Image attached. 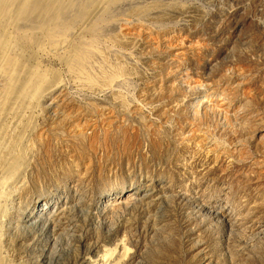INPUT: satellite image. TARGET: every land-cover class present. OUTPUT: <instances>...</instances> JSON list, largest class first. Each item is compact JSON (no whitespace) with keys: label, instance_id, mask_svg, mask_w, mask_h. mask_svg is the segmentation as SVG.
Listing matches in <instances>:
<instances>
[{"label":"rangeland","instance_id":"374dc122","mask_svg":"<svg viewBox=\"0 0 264 264\" xmlns=\"http://www.w3.org/2000/svg\"><path fill=\"white\" fill-rule=\"evenodd\" d=\"M68 2L0 17L57 83L0 117V264H264V0Z\"/></svg>","mask_w":264,"mask_h":264},{"label":"bare ground","instance_id":"6f19581e","mask_svg":"<svg viewBox=\"0 0 264 264\" xmlns=\"http://www.w3.org/2000/svg\"><path fill=\"white\" fill-rule=\"evenodd\" d=\"M49 1L0 0V17L9 18L10 21L32 20L37 22L42 28H47L61 19L64 9H66L67 3H69L68 0H57L58 2L56 4ZM84 17H86V14L82 15L83 19H85ZM56 84L55 80L26 66L20 58L13 56L8 48L6 38L0 36V117L6 113L18 114L29 106H31L30 109L32 111L38 110L41 103L47 99L48 92ZM199 109H195V117L199 116ZM25 123L27 129H33V121L31 118H28ZM23 138L21 136L20 140L16 143V148L18 151L20 150L21 154L24 148L21 143ZM263 139L262 137L261 140ZM5 148L6 144L0 141V158ZM13 159L5 158L9 166H16L20 163V159ZM4 173L6 175L9 174V169L5 170ZM17 173L19 174V172ZM130 197V195L127 196L126 200ZM45 209V205L42 204L39 206V210Z\"/></svg>","mask_w":264,"mask_h":264}]
</instances>
